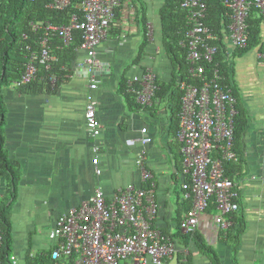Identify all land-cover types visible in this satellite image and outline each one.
<instances>
[{
  "label": "crops",
  "instance_id": "obj_1",
  "mask_svg": "<svg viewBox=\"0 0 264 264\" xmlns=\"http://www.w3.org/2000/svg\"><path fill=\"white\" fill-rule=\"evenodd\" d=\"M163 6L165 0H124L97 48L100 66L94 76L98 86L94 97L102 125L99 138H91L86 129V97L93 79L84 64L86 52L78 49L63 67L65 74L60 79L55 76L50 88L40 82L23 92L13 86L3 88L2 151L17 165L19 174L11 211L12 255L21 264L28 255L48 257L52 246L48 234L56 220L97 189L109 200L129 184L145 186L136 163L140 154L156 185L155 226L177 248L167 264H264V63L257 56L260 48L229 50L226 59V72L237 89L245 120L235 139L239 161L230 163L229 173L239 194L240 210L231 228L237 239H224L228 232L216 223L218 210L213 201L190 237L180 230L192 203L182 191L181 144L171 92L165 96L157 92L152 107H143L133 98L132 102L127 95L139 85L132 80L149 70L158 75L159 88L167 89L176 81L175 65L164 47ZM223 42L229 47L228 38ZM143 128L152 141L129 145V140L142 138ZM96 156L101 175L95 173ZM4 174H0V198L10 181Z\"/></svg>",
  "mask_w": 264,
  "mask_h": 264
},
{
  "label": "built area",
  "instance_id": "obj_2",
  "mask_svg": "<svg viewBox=\"0 0 264 264\" xmlns=\"http://www.w3.org/2000/svg\"><path fill=\"white\" fill-rule=\"evenodd\" d=\"M31 2L36 0H29ZM79 13H75L68 25L59 26L49 21L31 24V32L39 34L37 49L31 44L26 48L24 71L12 85L17 90L33 84L41 70L50 71L57 56L51 53V38L58 36L64 46H69L75 32L81 34L78 49L86 52L84 64L92 82L86 97V129L91 138H99L102 125L97 114L94 92L98 88L94 72L100 64L97 48L116 18L122 0H78ZM153 1V0H146ZM72 0H51L49 7L64 10ZM180 8L187 13L188 30L180 46L186 50L189 76L194 80H179L182 92L181 111L177 140L181 144L184 197L192 203L191 209L180 222L184 234L196 232L200 216L211 202L218 210L216 223L220 230L227 231L234 226L233 215L240 210L236 183L225 171V163L238 162L235 151V121L237 98L233 86L222 73L216 58L220 48L219 37L206 24L208 0H178ZM225 7L232 14L229 27V47H224L225 59L229 50L247 47L249 35L248 20L255 7L263 20L262 46L257 53L264 63V0H225ZM42 31V32H40ZM150 37L153 30L149 29ZM27 39V35H24ZM210 67V75L207 74ZM56 81V77H52ZM138 104L152 107L158 92V75L148 71L142 78L131 83ZM143 136L129 140L128 144L146 145L152 141L147 129ZM95 152L99 148L95 147ZM99 158L93 160L95 173L102 174L98 167ZM145 186L129 184L119 189L113 198L97 189L80 206L63 213L48 234L51 243V261L48 264H167L177 254L172 239L155 226L158 215L153 173L146 166L144 154L136 160ZM1 170V165H0ZM2 232L0 229V251ZM11 264H21L16 256H10ZM0 264H5L0 255Z\"/></svg>",
  "mask_w": 264,
  "mask_h": 264
},
{
  "label": "trees",
  "instance_id": "obj_3",
  "mask_svg": "<svg viewBox=\"0 0 264 264\" xmlns=\"http://www.w3.org/2000/svg\"><path fill=\"white\" fill-rule=\"evenodd\" d=\"M124 0H122L123 2ZM225 0H208V14L206 18V24L218 35L219 42L216 44L220 48V53L216 58V62H220L222 67V73L227 76V62L225 59V44L223 42L224 36L229 35V27L232 23V14L225 7ZM51 0H0V174H6L9 185L6 188L5 194L0 198V229L2 232V245L0 255L5 264H11L10 256L12 255V221L11 211L16 200V189L19 182V174L17 165L11 162L2 151L3 137L2 128L4 126V103L2 90L4 87H10L19 80L23 71L26 56V48L29 45H33L34 48H38L36 41L39 34L31 32V24L37 22L49 21L59 26L68 25L72 16L75 13H79L78 0H72L71 4L64 10H54L49 7ZM118 13V11H117ZM117 16V14H116ZM161 20L164 34V47L167 50L169 57L173 60L175 65V78L173 83L167 88H159L158 93L161 92L162 96H165L168 92H171L172 99V112L174 122L176 124V136L179 129V114L181 111V97L182 92L179 87V80H188L193 82L194 80L189 76V67L186 50L180 46V41L184 37V33L188 30L187 13L180 8L178 0H165V6L161 10ZM249 23V35L248 44L244 49H240V52H245L262 46V32H263V20L259 16L258 10L253 7L251 11ZM42 32V31H40ZM27 35V39L24 38ZM81 34L75 32L73 40L69 46H64L63 42L58 36L51 38V53L58 57V60L52 64L50 71L42 70L38 75V79L30 86H26L19 89L21 92L26 89H31L39 82L44 87H51L52 77L57 76L60 79L65 73L63 67L67 66L69 61L73 59L74 54L78 50L81 44ZM207 74L210 75V67H208ZM230 83V80L227 81ZM170 88V89H169ZM157 93V94H158ZM233 93L237 98L236 110L237 115L234 118L235 132L234 137L237 139L239 134L245 127V120L243 117V111H241L238 101L237 89H233ZM128 98L136 100L135 94H127ZM134 102V100H132ZM236 143V142H235ZM231 162L225 163V171L230 176ZM4 174V175H5ZM235 215H233L234 217ZM233 219V218H232ZM234 222H236L233 219ZM233 229L227 230V235H224L225 240L230 238L233 240L237 237L231 234ZM225 233V232H223ZM188 235L190 237L194 236ZM235 239V240H236ZM197 243V241H196ZM198 247H203L200 244ZM50 254L47 256L37 255L26 256L25 264H48L51 260ZM219 264V263H218Z\"/></svg>",
  "mask_w": 264,
  "mask_h": 264
},
{
  "label": "water",
  "instance_id": "obj_4",
  "mask_svg": "<svg viewBox=\"0 0 264 264\" xmlns=\"http://www.w3.org/2000/svg\"><path fill=\"white\" fill-rule=\"evenodd\" d=\"M98 74V69H96V71L94 72V75Z\"/></svg>",
  "mask_w": 264,
  "mask_h": 264
},
{
  "label": "rangeland",
  "instance_id": "obj_5",
  "mask_svg": "<svg viewBox=\"0 0 264 264\" xmlns=\"http://www.w3.org/2000/svg\"><path fill=\"white\" fill-rule=\"evenodd\" d=\"M13 209V208H12Z\"/></svg>",
  "mask_w": 264,
  "mask_h": 264
}]
</instances>
